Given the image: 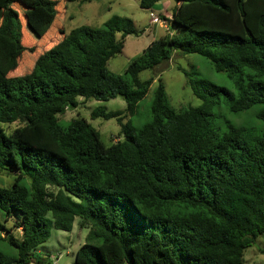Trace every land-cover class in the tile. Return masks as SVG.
<instances>
[{
  "label": "trees",
  "instance_id": "obj_1",
  "mask_svg": "<svg viewBox=\"0 0 264 264\" xmlns=\"http://www.w3.org/2000/svg\"><path fill=\"white\" fill-rule=\"evenodd\" d=\"M57 1L0 0V171L11 175L0 183V211L4 221L15 215L12 226L0 222V244L14 247L0 248V264H26L50 225L69 230L74 216L88 231L70 264H243L244 248L264 233V0H174L168 31L120 73L106 60L138 33L132 20L111 14L65 30ZM22 25L34 41L55 39L27 71L19 60L33 46ZM174 50L203 55L234 90L177 67L200 103L174 110L158 74L138 77ZM18 62L21 73L10 74ZM155 75L149 118L135 125L130 116ZM116 95L123 111L89 112L115 118L122 137L108 144L85 117L57 118L78 97ZM220 99L233 112L251 109L258 124L225 120L220 129L211 111ZM14 121L7 132L2 124Z\"/></svg>",
  "mask_w": 264,
  "mask_h": 264
},
{
  "label": "rangeland",
  "instance_id": "obj_2",
  "mask_svg": "<svg viewBox=\"0 0 264 264\" xmlns=\"http://www.w3.org/2000/svg\"><path fill=\"white\" fill-rule=\"evenodd\" d=\"M138 0H65L64 13L60 5V0L57 1L56 19L61 17L63 28H69L85 23L90 26H100L102 22L111 14H119L128 16L133 23L137 34H127L124 36L123 46L119 52L114 53L106 60L108 70L114 73H120L126 62L140 49L145 46L151 39L156 38L168 31L166 18H169L174 0H159L152 7L143 8L137 3ZM18 7L24 10L27 9L19 4ZM31 12V11H28ZM149 12L158 16V20L152 21L149 17ZM26 11L20 12L21 22L25 19ZM64 15V16H63ZM56 20H54L55 25ZM24 35L23 42L27 46L32 45L33 50H28L24 55H21L20 61H24V70L27 71L33 62V59L38 51L47 45L51 44L55 39L42 42L41 40L34 41L35 37L22 25ZM118 37V33H116ZM32 40H31V39ZM27 50H24L26 52ZM10 71V74L21 73V63ZM177 67L183 68L191 77H202L219 85L226 86L234 90L232 80L225 75L223 71H217L213 68L209 60L201 54L195 52H178L174 50L167 60L159 63L154 69H143L138 73L140 79L146 78L149 75L158 74L164 86L165 95L169 105L174 110H180L189 105H197L200 99L196 97L190 90L186 82V77L183 72ZM264 79V75L261 77ZM156 75L153 76L149 84L148 90L141 99L138 100L134 113L130 116L131 121L135 125H140L148 120V106L151 98L153 87L156 85ZM75 107H65L61 113L57 114L60 121L68 120L74 116L85 117L99 132V137L104 144H108L117 138H121L119 126L114 117L103 118L95 116L90 118V109L94 106H101L105 110H121L124 109V101L120 95L108 98L106 100H97L92 97L77 98ZM213 124L220 129L224 128V121L228 120L236 124L257 125L258 120L254 117L252 110H244L233 112L228 110L226 104L220 99L219 102L212 105ZM126 117V116H125ZM124 117V118H125ZM17 122L2 124L4 129L10 131ZM11 175L5 170L0 171V183L2 185L9 184ZM15 215L9 217L6 221L2 220V212L0 211V222L5 227L12 226ZM13 234L19 236V229H11ZM88 225H78V216H74L69 230H63L50 225L47 238L37 244L32 249V257L26 264H38L33 260L35 255L48 258L49 264H70L73 258L75 248L86 239ZM3 234V231L0 235ZM0 248L5 251L14 252V247L8 244H0ZM264 248V233L256 235L250 245L243 250V264H264V252L260 251Z\"/></svg>",
  "mask_w": 264,
  "mask_h": 264
},
{
  "label": "built area",
  "instance_id": "obj_3",
  "mask_svg": "<svg viewBox=\"0 0 264 264\" xmlns=\"http://www.w3.org/2000/svg\"><path fill=\"white\" fill-rule=\"evenodd\" d=\"M149 17H150V19H151L152 21H156V20H158V16L154 15V13H152V12H149Z\"/></svg>",
  "mask_w": 264,
  "mask_h": 264
}]
</instances>
